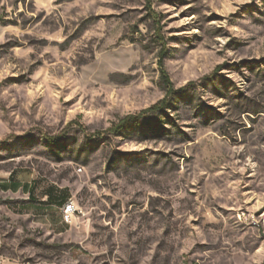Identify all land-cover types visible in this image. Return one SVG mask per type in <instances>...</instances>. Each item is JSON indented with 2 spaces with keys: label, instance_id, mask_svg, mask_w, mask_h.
<instances>
[{
  "label": "rangeland",
  "instance_id": "rangeland-1",
  "mask_svg": "<svg viewBox=\"0 0 264 264\" xmlns=\"http://www.w3.org/2000/svg\"><path fill=\"white\" fill-rule=\"evenodd\" d=\"M0 264H264V0H0Z\"/></svg>",
  "mask_w": 264,
  "mask_h": 264
},
{
  "label": "trees",
  "instance_id": "trees-1",
  "mask_svg": "<svg viewBox=\"0 0 264 264\" xmlns=\"http://www.w3.org/2000/svg\"><path fill=\"white\" fill-rule=\"evenodd\" d=\"M160 69L162 71V84L164 87V90H166V96L161 99L159 102H157L156 104L150 106L149 108L143 109L142 111H140L137 114H128L124 117H122L117 123L113 124L108 131L111 134H120L124 131V129L131 123L134 124H138L141 122V119H143L147 114L149 113H157L158 111H162L165 108H167V106L170 103V99L173 95H175L176 93L185 90V87H181V88H175L169 73L167 72L165 65H164V61L161 60L160 61ZM75 122H72L70 125H72ZM102 133L101 132H95L92 134V136H99L102 137ZM61 136H55V138L53 139V141H58L60 140ZM16 184H12V186L8 185V184H3L1 186V188L3 190H9L10 188H12L13 190L16 189Z\"/></svg>",
  "mask_w": 264,
  "mask_h": 264
},
{
  "label": "built area",
  "instance_id": "built-area-1",
  "mask_svg": "<svg viewBox=\"0 0 264 264\" xmlns=\"http://www.w3.org/2000/svg\"><path fill=\"white\" fill-rule=\"evenodd\" d=\"M65 212L66 213H74L75 212V206L71 203H66L65 204Z\"/></svg>",
  "mask_w": 264,
  "mask_h": 264
}]
</instances>
